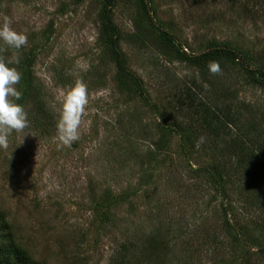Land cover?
Listing matches in <instances>:
<instances>
[{
    "label": "rangeland",
    "instance_id": "obj_1",
    "mask_svg": "<svg viewBox=\"0 0 264 264\" xmlns=\"http://www.w3.org/2000/svg\"><path fill=\"white\" fill-rule=\"evenodd\" d=\"M5 17L27 37L19 50L0 41L27 126L0 147V218L28 264H115L122 245L158 232L165 264H264V181L250 184L235 161L227 170L177 108L187 88L209 101L229 89L264 126V87L237 61L189 62L225 47L264 71L263 13L238 0H0ZM76 80L88 103L64 146L55 123Z\"/></svg>",
    "mask_w": 264,
    "mask_h": 264
},
{
    "label": "trees",
    "instance_id": "obj_2",
    "mask_svg": "<svg viewBox=\"0 0 264 264\" xmlns=\"http://www.w3.org/2000/svg\"><path fill=\"white\" fill-rule=\"evenodd\" d=\"M238 1L243 3L248 14L260 12L264 16V0ZM112 2L113 0H108V3ZM163 35L165 43L173 47L171 38L165 33ZM201 58H207L208 69L218 65L223 59L237 61L240 67L250 75L252 74L254 83L264 87V71L262 69L249 70L246 58L235 50L217 47L192 58L189 62L200 65ZM117 64L122 67L119 59ZM195 87L196 91L187 88L177 97V108L186 112L197 129L195 138L210 139L211 144L219 146L220 157L227 170L232 166L231 161H235L237 168L242 169V175H248L250 184L251 182L264 181V126L255 116V112L249 105L235 102L236 96L229 93V89L221 92L215 100L209 101L207 100V88ZM214 175L222 178V174L218 170H215ZM263 199L260 198L257 201L259 208L264 207ZM224 212L223 216L226 217L228 223L230 220L227 218L229 211L225 208ZM166 235L168 234L160 232L151 234L143 248L137 247L138 245L134 243L122 245L116 256L115 264H130L128 258H140L139 262H143L150 256L153 257L155 264H165L164 257L169 246V242L164 239ZM9 236L0 218V260L5 264H28L26 257ZM238 239L235 235L232 242L236 243ZM258 254L264 257L263 247L259 249Z\"/></svg>",
    "mask_w": 264,
    "mask_h": 264
},
{
    "label": "clouds",
    "instance_id": "obj_3",
    "mask_svg": "<svg viewBox=\"0 0 264 264\" xmlns=\"http://www.w3.org/2000/svg\"><path fill=\"white\" fill-rule=\"evenodd\" d=\"M10 23L7 17L0 23V41L19 50L27 43V37L13 31ZM15 62L19 63L18 57ZM212 70L219 71V68L214 65ZM20 80L21 73L0 60V147H7V138L11 131L22 130L27 126V113L22 105L14 102L22 95L14 87ZM87 103V86L82 80H76L64 91L55 123L56 138L62 145L71 146L79 139L78 129Z\"/></svg>",
    "mask_w": 264,
    "mask_h": 264
}]
</instances>
